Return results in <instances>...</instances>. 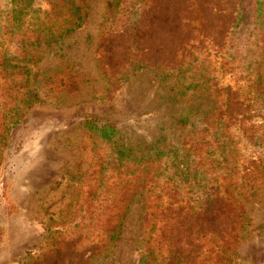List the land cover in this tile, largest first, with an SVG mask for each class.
<instances>
[{
	"label": "trees",
	"instance_id": "1",
	"mask_svg": "<svg viewBox=\"0 0 264 264\" xmlns=\"http://www.w3.org/2000/svg\"><path fill=\"white\" fill-rule=\"evenodd\" d=\"M33 1L9 0L17 13L0 31V166L13 126L40 100L30 89L32 70L20 63L25 53L42 41L58 43L82 27L86 16L75 0H49L51 9L27 22L28 10L38 11ZM107 7L97 56L101 72L115 76V84L130 70L159 65L184 71L197 59L196 49L204 48L228 47L233 55L223 69L233 73L242 53L237 42L252 35L264 40V0H108ZM256 46L261 44L256 41ZM224 92V106L216 120L207 119L205 130L211 134L224 122V128H235L254 146L238 181L228 169L221 138L201 135L179 147L154 145L139 156L127 155L115 141L111 149L120 160L128 159L129 180L120 188L102 177L89 186L77 199L83 213L61 221L64 231L48 225L45 248L21 264H90L101 252L99 239H117L128 205L142 194L147 204L141 264H237V244L249 219L245 203L264 182V102L243 99L231 85ZM100 129L105 138L116 139L114 124ZM108 193L115 197L112 211L100 213L109 200L99 199Z\"/></svg>",
	"mask_w": 264,
	"mask_h": 264
},
{
	"label": "rangeland",
	"instance_id": "2",
	"mask_svg": "<svg viewBox=\"0 0 264 264\" xmlns=\"http://www.w3.org/2000/svg\"><path fill=\"white\" fill-rule=\"evenodd\" d=\"M107 1L75 0L86 15L83 26L58 43L42 41L23 54L20 63L32 70L30 89L40 100L13 126L0 166V264H21L42 252L46 227L63 230L61 221L83 213L77 199L102 177L104 183L125 185L128 159L114 155L115 141L127 155H141L154 145L179 147L191 137L221 138L234 181L254 152V146L235 128H224V122L211 128V134L205 129L211 121L207 119L216 120L224 106L226 86L239 88L243 99L264 102V40L252 35L237 42L242 53L233 73L223 69L233 55L228 47L204 48L196 49L197 59L184 71L159 65L130 70L115 84V76L101 72L97 56L108 24ZM12 7L9 0H0V31L16 15ZM32 8L38 11L29 9L27 22L37 21L51 2L34 0ZM10 46L14 51L16 46ZM109 123L118 130L114 140L100 129ZM255 190L245 203L249 219L237 244V264H264V182ZM110 193L99 199L109 200L100 213H111L115 197ZM146 204L142 194L128 205L117 239H99L101 252L90 264L142 263Z\"/></svg>",
	"mask_w": 264,
	"mask_h": 264
}]
</instances>
